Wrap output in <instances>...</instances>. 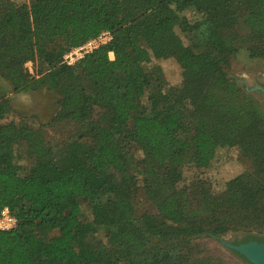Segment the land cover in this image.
Here are the masks:
<instances>
[{
	"label": "trees",
	"instance_id": "trees-1",
	"mask_svg": "<svg viewBox=\"0 0 264 264\" xmlns=\"http://www.w3.org/2000/svg\"><path fill=\"white\" fill-rule=\"evenodd\" d=\"M103 30L111 42L65 63ZM170 40L203 64L190 84L147 65ZM242 47L264 59V0H0V76L16 93L57 91L48 125L65 132L50 138L35 116L10 119L0 96V213L18 219L0 231V264H232L197 239L264 233V110L228 73ZM224 147L250 168L220 192L184 183L186 166L207 168ZM138 187L155 208L141 216Z\"/></svg>",
	"mask_w": 264,
	"mask_h": 264
},
{
	"label": "rangeland",
	"instance_id": "rangeland-1",
	"mask_svg": "<svg viewBox=\"0 0 264 264\" xmlns=\"http://www.w3.org/2000/svg\"><path fill=\"white\" fill-rule=\"evenodd\" d=\"M15 1L18 3L28 2V0ZM185 14L190 19H194L197 16V13L193 10H185ZM177 32L182 37L184 43L188 44L189 42L185 34L179 29H177ZM180 50V43L176 40H170L166 46L159 48L157 50V56H153L150 62L147 63L150 67L159 66L168 83L174 86H178L182 83L190 84L198 79L203 65L199 59L188 61L182 60L179 54ZM26 67L33 74H36L38 71L37 62L29 61L26 63ZM228 73L229 76L234 78L240 86L245 87L259 100L264 110V95L254 89V87L258 86L261 81H264V59L260 57H250L246 48L242 47L232 57L228 67ZM1 95L10 98V103L14 110L10 119L13 118L15 113L35 116V125H47L46 130L48 131L47 134L50 138H58L65 134L64 130L61 128L48 125L58 108L59 94L57 91L44 88L38 91L16 93L13 91L11 84L0 76V96ZM20 152L24 155L27 154L25 148L20 149ZM137 157L138 159H141L143 153L138 152ZM20 164L22 166H30L27 159H22ZM250 165V161L241 156L237 147L220 148L209 167L197 168L194 166H186L184 169V183L188 184L197 179H204L211 185L215 192H220L223 190L228 180L249 169ZM135 203L137 216L155 210L142 187H138ZM83 208L86 217L89 220H92V210L87 205H84ZM134 226V222L128 224V228ZM236 233H255L264 236V233H260L256 230L251 232L244 230H229L218 236H207L206 234H202L197 241L200 242L207 251L224 257L232 264H248L244 258L229 249L228 243L230 242L228 241H232ZM105 235L106 232L101 230L97 234V240L105 242Z\"/></svg>",
	"mask_w": 264,
	"mask_h": 264
},
{
	"label": "built area",
	"instance_id": "built-area-1",
	"mask_svg": "<svg viewBox=\"0 0 264 264\" xmlns=\"http://www.w3.org/2000/svg\"><path fill=\"white\" fill-rule=\"evenodd\" d=\"M113 39L110 30H103L97 36L90 38L83 44L73 48L64 56L65 63L72 65L86 54L93 52L97 48L108 44ZM110 57L114 58V53L110 52ZM18 223L17 217L12 213L11 209L6 206L0 213V231H9L16 227Z\"/></svg>",
	"mask_w": 264,
	"mask_h": 264
},
{
	"label": "water",
	"instance_id": "water-1",
	"mask_svg": "<svg viewBox=\"0 0 264 264\" xmlns=\"http://www.w3.org/2000/svg\"><path fill=\"white\" fill-rule=\"evenodd\" d=\"M254 89H263L261 86H255ZM264 90V89H263ZM229 247L238 251L253 264H264V243L251 241L238 246L228 244Z\"/></svg>",
	"mask_w": 264,
	"mask_h": 264
},
{
	"label": "flooded vegetation",
	"instance_id": "flooded-vegetation-1",
	"mask_svg": "<svg viewBox=\"0 0 264 264\" xmlns=\"http://www.w3.org/2000/svg\"><path fill=\"white\" fill-rule=\"evenodd\" d=\"M259 86H261L264 89V81H261ZM263 89H257L256 91H258V92H260L261 94L264 95V90ZM251 241L264 243V236L259 235V234H255V233H239V234L236 233L234 235L232 241H228V242H230L228 244H231V245H234V246H238V245H241V244H244V243H248V242H251ZM229 249L232 252L238 254L240 257L246 258L243 255H241L238 251H236L235 249H233L231 247H229ZM250 263H252V262H250Z\"/></svg>",
	"mask_w": 264,
	"mask_h": 264
}]
</instances>
